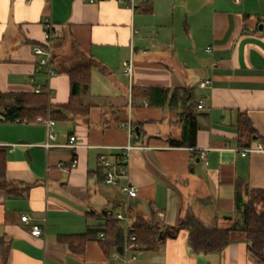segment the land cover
Returning <instances> with one entry per match:
<instances>
[{"label": "crops", "instance_id": "1", "mask_svg": "<svg viewBox=\"0 0 264 264\" xmlns=\"http://www.w3.org/2000/svg\"><path fill=\"white\" fill-rule=\"evenodd\" d=\"M46 21L57 71L51 78L38 71L33 52L47 43ZM89 61L97 65L86 109L46 117L56 122L50 128L37 122L41 117L5 121L13 102L0 100V264H263L241 227L243 204L264 194V152L238 151L264 149V0H148L134 9L115 1L0 0L1 94L32 95L40 85L52 108L64 112L67 71ZM130 61L132 79L124 74ZM205 79L211 88H200ZM151 88L169 90L163 105L150 104ZM190 118L195 145H172L185 139ZM71 137L79 146H68ZM128 145L127 178L107 184L101 160L119 165ZM74 159L69 172L58 168ZM126 184L139 188L136 198L122 192ZM121 213L129 223L114 218ZM192 216L230 229V244L220 253H194L189 231L179 228ZM138 220L160 234L135 259L100 237L111 221L125 230ZM33 224L44 236L31 235ZM84 234L91 239L79 253L67 238Z\"/></svg>", "mask_w": 264, "mask_h": 264}, {"label": "trees", "instance_id": "2", "mask_svg": "<svg viewBox=\"0 0 264 264\" xmlns=\"http://www.w3.org/2000/svg\"><path fill=\"white\" fill-rule=\"evenodd\" d=\"M95 61H89L72 67L67 71L71 81V94L68 104L62 107L64 112H57L50 104L49 96L46 93L29 94H1V99H10L13 104L5 107V121L15 122H33L41 117L64 118L65 113L72 114L83 113L86 104L83 101L90 88L91 69L96 66ZM135 90V89H134ZM148 92L150 104L163 105L169 90L161 88H151L145 90ZM178 91L173 92V98ZM172 98V99H173ZM82 108V109H81ZM86 109V108H85ZM197 125L194 118L187 120L185 126V139L182 141H171L172 145H195V136ZM6 169V153L0 148V178L4 175ZM1 187V186H0ZM262 208L259 210L258 205ZM239 205V204H238ZM243 225L242 230L246 232L248 239V249L260 262L264 264V194L257 192L255 198L248 203L243 204L242 209ZM110 224L101 229L109 245L116 246L119 251L123 252L125 247V230L118 227L112 221ZM180 229L189 231V245L196 254L220 253L229 244L230 229H222L218 225L205 226L199 219L190 217L179 224ZM131 233L136 236L137 243L141 249L151 250L155 242L158 241L160 230L157 226H152L144 220H138L130 229ZM91 239L90 234L69 236L67 238L69 245L73 248L76 244L75 251L82 253L86 242Z\"/></svg>", "mask_w": 264, "mask_h": 264}, {"label": "built area", "instance_id": "3", "mask_svg": "<svg viewBox=\"0 0 264 264\" xmlns=\"http://www.w3.org/2000/svg\"><path fill=\"white\" fill-rule=\"evenodd\" d=\"M90 4H96V3H100V2H106V1H115L116 3L120 4L123 3L125 4L127 7L134 9L135 8V3L136 1H148V0H87ZM45 26V36H46V45L45 46H35L33 49V52L36 56L39 57L38 60V71H43L45 70L47 73V76L49 78L57 75V71L54 68L53 64H52V60H53V54H52V50L50 47V41L51 38L53 37V29H52V25L49 21H46L44 23ZM209 52H211V49H208ZM133 64L132 61L128 62L125 64L124 66V74L129 77L130 79H132L133 76ZM32 83H35V79L32 78L31 79ZM212 87V81L209 79H205L202 80L200 83V88L202 89H209ZM42 92V87L40 85H36L35 87V93L39 94ZM203 107V101L200 102L199 104V108ZM15 122L20 123V120H16ZM38 123H41L43 125H45L47 128L52 127L53 125L56 124L55 121L50 120V119H44V118H40L37 120ZM131 133L133 136H136V132L133 128L130 129ZM49 139L50 140H54L55 139V135L53 134H49ZM76 138L75 137H71L70 141H69V147H77L79 146L76 143ZM46 148L51 147L52 145L50 143H47L44 145ZM133 146H126L125 148L122 149L121 155H120V164L114 166L113 164H111L110 162H108L107 160H101L100 165L101 167L105 168L106 171V175H105V182L109 185H119L120 181L124 178H127L128 176V160H129V155H130V151L133 149ZM238 152H240V154L242 156H247L249 153H253V152H264V149L259 148V147H248V148H244L239 150ZM208 150H202L200 152V157L205 159L207 156ZM78 161L76 159H74L72 161V164L70 166H65L64 164H59L58 168L62 169L66 172H69L71 169H74L77 167ZM122 192H124L125 194L128 195L129 198H136L138 193H139V188L136 186H132L129 184L123 185L121 187ZM114 218L117 221H124L126 223H129V218L125 215V214H115ZM22 222L29 224L31 221V218L29 216H23L21 218ZM131 227L129 225H127V227L125 228V247H124V251L125 253L128 252H133V255L131 257V259H135L137 257V254H140L142 249L139 246V244L137 243V239L136 236L133 235L130 231ZM45 231L44 229L39 225V224H33L31 225V235L36 237V238H40L42 236H44ZM102 240H106V237L104 235V233H102L100 235Z\"/></svg>", "mask_w": 264, "mask_h": 264}, {"label": "rangeland", "instance_id": "4", "mask_svg": "<svg viewBox=\"0 0 264 264\" xmlns=\"http://www.w3.org/2000/svg\"><path fill=\"white\" fill-rule=\"evenodd\" d=\"M2 103V102H1Z\"/></svg>", "mask_w": 264, "mask_h": 264}]
</instances>
